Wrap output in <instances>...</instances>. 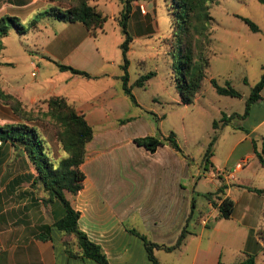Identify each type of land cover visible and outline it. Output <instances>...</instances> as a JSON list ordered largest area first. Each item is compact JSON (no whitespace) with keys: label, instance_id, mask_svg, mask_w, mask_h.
I'll use <instances>...</instances> for the list:
<instances>
[{"label":"crops","instance_id":"1","mask_svg":"<svg viewBox=\"0 0 264 264\" xmlns=\"http://www.w3.org/2000/svg\"><path fill=\"white\" fill-rule=\"evenodd\" d=\"M131 3L126 29L132 39L154 27L155 7L154 0ZM52 5L57 3L0 0V15H15L26 24L36 12ZM110 14L116 22L115 13ZM117 31L122 39L119 25ZM20 34L29 36L35 45L34 50L29 49L32 53H27L30 72L34 71L33 65L38 72L41 66L44 76L25 92L21 87L10 88L6 73L0 71V86L24 106L50 94L63 95L92 126V136L79 164L83 173L81 187L65 195L78 211V227L101 246L108 264H150L141 238L129 228L153 242L169 245L184 224L186 233L179 246L153 248L158 264H231L245 252L254 255V264H264V230L260 235L256 233V223L264 209V188L256 186L259 161L253 150V142L256 145L264 133V84L260 97L242 118L252 117V121L232 140L221 165L216 164L211 152L203 161L204 170L196 166L191 172L192 157L166 140L153 150L133 140L135 136L154 135V127L145 113L150 108L141 109L135 96L132 102L121 88V56L115 49L120 39L113 40L111 52L102 51L96 37L80 21L46 16ZM1 62L9 60L0 59ZM56 62L92 76L61 69ZM48 64L52 67L46 71ZM198 93L197 90L193 100ZM0 106V119L12 121L9 108L4 103ZM129 124L135 128L123 132ZM6 154L12 153L0 149V160ZM228 163L230 167L226 168ZM31 170L11 166L1 177L4 168H0V264H98L89 257L70 256L64 251L61 231L54 225L62 207L55 199H47L40 184L28 174ZM206 182H212V186L200 188ZM218 186L223 187L220 195L233 201L227 217H218L216 206L203 195ZM212 198L219 200L214 194ZM42 225L50 226L47 232Z\"/></svg>","mask_w":264,"mask_h":264},{"label":"rangeland","instance_id":"2","mask_svg":"<svg viewBox=\"0 0 264 264\" xmlns=\"http://www.w3.org/2000/svg\"><path fill=\"white\" fill-rule=\"evenodd\" d=\"M135 1L139 2V0ZM95 2L106 14L102 26L104 31L96 35V42L102 51L107 49L111 52L114 47L113 40L117 38L121 41L122 39L121 34L117 31L118 24L110 12L113 11L117 15L125 4V0H96ZM204 2L212 20L207 24L208 64L198 89V98L186 104L177 101L178 93L174 86V76L178 56V40L176 39L178 32L168 19L166 0H154V27L143 34L133 35L126 55L128 60L126 69L130 82L140 73L148 70L154 71V74L143 85L133 84L131 92L142 105L141 109L150 108L145 113L149 123L153 124L154 135L162 136L170 130L173 131L182 152L194 160L190 165L191 172L195 170L196 166L199 171L204 170L202 166L203 153L212 134L215 133L216 136L211 144V150L215 154L216 164L221 165L232 140L240 134V129L242 128L245 132V129L248 128L252 117L242 120V118L233 116L226 123L220 122L219 119L220 116L231 111H242L244 96L248 94L250 86L259 77L264 65V1L204 0ZM131 7L133 4L129 1V9ZM244 18L254 22L258 29L252 30ZM172 33H175L174 37ZM34 48L35 45L32 44L29 36L18 34L13 28H10L2 39L0 59H8L9 62H1L0 71L1 74L6 73L10 88L21 87L22 91H29L38 84L36 80L44 76L40 63V71L32 68L34 73L30 74L27 53H32L29 49L34 50ZM115 49L121 56L119 47H115ZM48 65L44 70L48 71V67H52V64ZM44 73L46 74V72ZM210 76L218 84L236 89L241 96L217 93L209 81ZM0 103L4 102L0 100ZM4 104L10 110L12 121L21 118L8 104ZM24 107H32L33 116L38 114L36 118L27 120V122L36 126L49 155L54 161L57 160L63 152L54 139L53 129L46 122V116L41 114L45 103L41 99H37ZM213 119L217 121L215 128L212 127ZM5 121L8 120L0 119V123ZM134 128L135 126L132 124L126 125L123 132ZM256 145L260 146V140H256ZM0 149L12 153L1 157L0 168H4L1 177L11 166L30 167L19 146L1 142ZM18 154L21 156L17 157ZM229 167L228 163L226 168ZM256 167V186L264 188V164L260 165L256 161ZM192 175L196 177L194 173ZM211 186L212 182H206L200 188H210ZM65 193L69 195L68 192ZM195 217L196 215L193 218ZM256 229L264 230V209L260 220L256 223Z\"/></svg>","mask_w":264,"mask_h":264},{"label":"trees","instance_id":"3","mask_svg":"<svg viewBox=\"0 0 264 264\" xmlns=\"http://www.w3.org/2000/svg\"><path fill=\"white\" fill-rule=\"evenodd\" d=\"M57 5L36 12L26 24L20 22L18 17L11 14L0 15V48L2 47V36L10 28L20 34L28 28L36 25L39 18L46 16L57 20L80 21L87 32L92 36L102 31L103 22L106 14L97 6L96 0H52ZM129 1L125 0L118 14L115 15L117 24L123 34L122 40L118 43L121 53V73L118 75L123 92L132 102L135 98L131 92L133 84L143 85L146 80L154 74L153 70L140 73L129 82L127 73V56L131 36L126 29V20L129 12ZM264 1V0H261ZM166 12L172 25L178 32V56L176 60V74L174 76V86L177 90L179 101L183 104L190 103L193 100L195 92L199 89L201 79L208 64L207 57V24L211 22L212 17L207 12L204 0H166ZM252 30H257V25L251 20L244 18ZM175 33H172L174 37ZM61 69L70 71L85 77L92 76L85 70L72 67L70 65L56 62ZM209 81L215 91L219 94H228L232 96H241L240 92L230 86H222L210 76ZM264 84V65L257 80L250 86V90L244 96V106L241 112L231 111L228 114L220 116V122L226 123L233 116L243 118L247 115L250 104L260 97V89ZM45 103V108L41 114L46 116V122L53 129L54 139L57 142L63 154L53 160L46 149L45 142L39 134L33 123L27 120L34 119L32 107L25 108L21 101L12 93L4 91L0 86V100L10 106L21 118L14 121H5L0 123V143L8 142L10 145L19 146L25 154L26 160L32 169L29 174L33 182H38L41 188L46 192L47 199L57 200L62 207V214L54 221V225L61 231V241L64 251L70 256H86L98 264H108L106 255L101 246L89 239L86 234L78 227V211L74 209L65 192L75 193L81 187L83 173L79 168L85 152V144L91 138L93 129L88 124L81 112H78L73 102L60 94H50L47 97L40 98ZM217 125L216 119L212 120V127ZM216 134H212L203 153V160L207 161L211 154V144ZM133 140L137 144L144 145L147 149L153 150L157 144L166 140L174 149L179 150L175 140L174 133L170 130L166 135H142L135 136ZM253 150L260 164L264 162V133L260 137V146L257 147L253 142ZM223 187L218 186L214 192H204L203 195L208 198L217 208L218 217H227L232 209L233 201L229 196H221ZM256 190H261L256 188ZM213 194L218 200L212 198ZM200 215H197V218ZM190 217L187 213L186 221ZM41 228L48 231L49 225H42ZM129 230L138 235L143 243L146 256L150 264H158L153 254L154 247H163L171 249L179 246L186 233L185 224L180 228L173 243L169 245L158 244L148 239L143 233L129 228ZM261 229L256 233L260 235ZM254 255L245 252L236 262L231 264H254Z\"/></svg>","mask_w":264,"mask_h":264},{"label":"built area","instance_id":"4","mask_svg":"<svg viewBox=\"0 0 264 264\" xmlns=\"http://www.w3.org/2000/svg\"><path fill=\"white\" fill-rule=\"evenodd\" d=\"M33 68L35 69V68H36V66H35V65H33ZM30 73H31V74H33V73H34V71H31ZM202 221L204 222V221H205V219H203Z\"/></svg>","mask_w":264,"mask_h":264}]
</instances>
